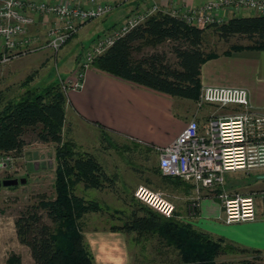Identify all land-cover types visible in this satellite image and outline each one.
<instances>
[{
    "label": "trees",
    "instance_id": "1",
    "mask_svg": "<svg viewBox=\"0 0 264 264\" xmlns=\"http://www.w3.org/2000/svg\"><path fill=\"white\" fill-rule=\"evenodd\" d=\"M207 26L222 41L232 37L247 41L245 45L232 43L229 49L264 50V14L231 15L220 23ZM204 36L205 27L198 28L157 11L115 38L94 57L91 65L171 97L196 101L200 88L199 66L215 55L204 50ZM163 45L167 50L159 49ZM168 53L172 55V61L168 60ZM25 84L28 82L21 87ZM65 102V93L59 83H54L40 90L25 87L17 97L0 104V153L11 152L16 156L27 144L25 137L30 142L53 146L52 199L37 200L20 210L13 220L18 242L28 249L29 264H93L78 220L85 213L102 212L106 206L74 193L73 188L79 183L83 188L110 189L113 184L112 177L90 152L63 138ZM98 127L103 141L105 130ZM162 177L175 183L181 181L175 177ZM134 200L137 203L131 204L122 223L112 228L156 234L176 251L177 260L172 264H257L256 251L236 258L217 259L220 254L246 251L223 243L220 238L213 239L173 215L164 217ZM6 264L20 263L17 256H11Z\"/></svg>",
    "mask_w": 264,
    "mask_h": 264
},
{
    "label": "built area",
    "instance_id": "2",
    "mask_svg": "<svg viewBox=\"0 0 264 264\" xmlns=\"http://www.w3.org/2000/svg\"><path fill=\"white\" fill-rule=\"evenodd\" d=\"M115 5L100 0H0V65L44 49L56 53L82 25L106 15ZM157 11L204 28L224 21L226 14L237 15L239 11L262 15L264 0H203L196 5L171 2L163 7L149 3L144 8L131 10L121 23L97 35L70 79L59 82L65 95L81 88L83 73L95 56L115 38ZM36 16L46 26L40 33L28 30ZM49 16L53 20L50 24ZM197 102L234 105L239 109L228 117H209L202 128L191 119L170 142L156 147L157 169L161 176L179 178L195 189L216 190L223 184L225 172L264 167V114L251 108L244 88L202 85ZM13 157L11 152L0 153V173L11 170ZM133 197L164 217H171L174 212L172 202L147 185H137ZM217 198L224 223L255 219L254 196L219 192ZM196 199L190 201L189 215L195 211ZM258 210L264 219V193L259 196Z\"/></svg>",
    "mask_w": 264,
    "mask_h": 264
},
{
    "label": "crops",
    "instance_id": "3",
    "mask_svg": "<svg viewBox=\"0 0 264 264\" xmlns=\"http://www.w3.org/2000/svg\"><path fill=\"white\" fill-rule=\"evenodd\" d=\"M178 1L196 5L203 0ZM158 3L163 7L167 1L158 0ZM134 6H136V0H130V7L124 15L133 10ZM140 8L141 6L138 5L136 9ZM229 16L231 15L226 14V18ZM36 17L35 23L28 28L29 32L40 33L46 27L45 24L42 25L40 17ZM52 21V17L49 16V24ZM214 53V56L206 59L199 66L200 87L209 84L244 88L251 108L264 114V50L228 48ZM70 77L71 75L66 79ZM238 109L239 107L234 105L217 106L198 103L197 100L171 97L115 77L90 65L83 73L81 88L66 93L62 136L84 150L86 145L79 141V134L90 131L95 137L94 145L99 144L101 142L99 125L104 128L105 136L109 134L121 136L155 150L156 147L170 142L191 119L197 122L199 128H202L209 117H228L236 113ZM32 144L41 145V143L31 142L25 144L21 150L29 148ZM251 170H255L254 179L238 182L237 187L227 189V195L254 196L257 203L254 220L224 223L217 198L220 189H195L192 184L182 180L180 182L188 184V188L183 189L173 182L175 186L171 185L173 187L171 192L177 194L179 189L180 191L183 189L185 193L181 192L185 194L183 197L188 202L184 203L179 214L174 218L189 223L193 228L206 233L213 239L220 238L223 243L246 251V253H231L236 255L235 257L255 251L258 255L264 254V219L260 217L258 210L259 196L264 193V167L242 171L248 174ZM76 185L80 186L82 192L92 189L83 188L79 183ZM161 188L164 189V186ZM237 189L238 192H235ZM99 190L94 189V191ZM156 191L161 192L159 189ZM78 195L89 199L81 193ZM193 198H197V206L194 213L189 215L188 207ZM90 215L95 213H85L81 219ZM80 232L93 264H172L177 260L176 251L171 246L165 245L154 233L125 232L111 226L80 228ZM134 233L155 236L157 245L149 249L138 246V239L135 238Z\"/></svg>",
    "mask_w": 264,
    "mask_h": 264
},
{
    "label": "rangeland",
    "instance_id": "4",
    "mask_svg": "<svg viewBox=\"0 0 264 264\" xmlns=\"http://www.w3.org/2000/svg\"><path fill=\"white\" fill-rule=\"evenodd\" d=\"M116 4L106 15L89 21L82 25L78 31L56 53L44 49L13 59L6 64L0 65V104L11 98H15L21 92V85L25 87H36L42 89L50 84L64 81L75 70L77 63L83 53L89 48L91 42L97 35L108 31L112 25L123 21L124 13L130 7V0H100ZM167 3H183L178 0H166ZM149 3L159 4L158 0H136V6L144 8ZM166 3V4H167ZM144 6V7H143ZM237 15H250L247 11H239ZM223 16V15H222ZM224 17V16H223ZM204 50L219 53L227 50L232 43L246 44L243 38L232 37L227 41L218 39L212 28L205 26ZM159 49L167 50L166 45ZM169 61L173 60L171 54H167ZM26 80V81H24ZM24 82V83H23ZM85 151L90 152L102 165L105 172L112 177L111 188L90 189L82 192L80 186L75 185L74 193L82 194L89 199H94L106 206L102 212H94L95 215L82 217L78 220L80 228L86 229L95 227L119 226L123 217L130 211L131 204L137 203L133 197V191L139 184L160 190L166 199L174 206L173 217L179 214L185 201L182 192L188 188V184L177 182L181 188L177 194L171 192L174 181L163 180L157 172V153L148 146L139 145L121 136L109 134L99 144L94 145V134L90 131L79 134ZM27 144H30L28 137H25ZM55 162L53 159L52 144H32L29 148L21 150L19 154L11 159V170L0 173L3 178H23L24 183L10 187H0V264H6L11 256H17L20 264H29L31 258L25 245L18 242L13 220L20 210L35 204L37 200L52 199L53 191V170ZM255 170L246 174L242 170H232L223 174L224 184L219 189L227 194V189L237 187L238 182L252 181L255 177ZM9 176V177H5ZM172 185V186H171ZM164 186V189L161 188ZM161 188V189H160ZM238 192V189L235 191ZM185 193V192H184ZM188 200V199H187ZM44 221L50 224L43 216ZM135 234V233H134ZM138 239V246L152 248L157 245L155 236L134 235ZM169 249V248H168ZM236 255L220 254L217 259L236 258ZM257 264H264V254L257 255Z\"/></svg>",
    "mask_w": 264,
    "mask_h": 264
},
{
    "label": "water",
    "instance_id": "5",
    "mask_svg": "<svg viewBox=\"0 0 264 264\" xmlns=\"http://www.w3.org/2000/svg\"><path fill=\"white\" fill-rule=\"evenodd\" d=\"M24 183L23 178H3L0 179V187H10L15 186L17 184Z\"/></svg>",
    "mask_w": 264,
    "mask_h": 264
}]
</instances>
